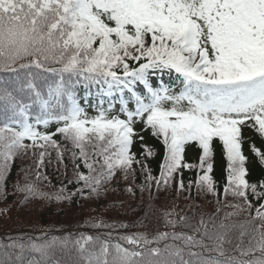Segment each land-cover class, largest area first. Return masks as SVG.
Wrapping results in <instances>:
<instances>
[{"label":"snow or ice","instance_id":"6c2138e0","mask_svg":"<svg viewBox=\"0 0 264 264\" xmlns=\"http://www.w3.org/2000/svg\"><path fill=\"white\" fill-rule=\"evenodd\" d=\"M0 71L14 74L0 78V187L13 158L30 148L39 150L33 152L38 167L50 148L62 163L64 149L53 138L59 135L71 146L81 196L99 195L118 173L134 177L137 165L145 175L142 190L176 184L184 191L194 184L199 192L219 195L212 175L219 143L227 161L223 193L238 201L228 205L234 211L224 219L244 212L249 217L239 225L241 237H248L245 246H236L239 255H227L224 247L232 243L235 224L201 218L195 227L188 217L165 211V226L194 227L198 233L202 228V238L183 231L140 232L111 243L80 234L72 241L79 264H191L185 247L208 248L206 240L223 259L190 253L198 257L196 264H264V179H249L245 154L248 145L264 163V150L245 131L264 138V0H0ZM45 74L56 79L50 83ZM165 75L174 78L173 86L163 83ZM81 84L96 86L98 96L109 98L108 107L100 100L90 117L79 102ZM51 124L54 131H40ZM142 132L164 146L158 176L147 168L152 149L142 145L143 159L133 151L136 140L144 141ZM188 145L200 150L198 163L186 161ZM193 169L197 177L185 185L183 172ZM41 178L47 179L37 173ZM17 191L25 199L76 195L65 188L49 194L33 183ZM57 246L67 248L68 242L13 241L0 246V264H9L13 248L40 255L29 264H60L54 259Z\"/></svg>","mask_w":264,"mask_h":264},{"label":"trees","instance_id":"16d2710c","mask_svg":"<svg viewBox=\"0 0 264 264\" xmlns=\"http://www.w3.org/2000/svg\"><path fill=\"white\" fill-rule=\"evenodd\" d=\"M26 62V61H22ZM58 67V65H52ZM24 71V70H22ZM13 73H5L0 71V78L8 76L11 78ZM51 83L56 79L52 74H45ZM174 84V83H173ZM171 84L170 86H173ZM76 91L79 102L85 108L87 114L95 116L97 114L95 105L100 100L104 101V107H108V97L98 96L96 86H92L90 90L85 89L83 85H77ZM89 91L91 94H89ZM115 101L113 114L119 112V100L116 97L111 98ZM134 107V104L129 105ZM89 110H93L95 115H90ZM123 118V116L121 117ZM2 126V123H0ZM56 125H49L48 129L41 126L40 131H54ZM139 128V125H137ZM249 140L261 150H264V138L259 137L251 130H245ZM144 141L136 140L133 151L138 158L143 159L141 155L142 145H147L152 149L154 155L150 156L146 163L147 168L152 175L158 176L160 165L164 157V146L162 141L152 136L150 132H142ZM61 144L64 149V160L61 163L57 159V150L49 149L50 156L45 157L42 167H38L37 155L33 152L39 150L28 149L26 152L18 153L12 160L9 173L0 187V246L11 244L13 241L43 243L46 241H67L68 247L61 249L59 246L54 250V259L60 264H79V256L72 245V241L79 238L80 234L98 236L102 240L107 239L111 243L118 242L119 237L123 235H131L133 233L145 232L155 235L158 232H181L188 235H194L197 239L202 238V231L196 232L193 228L178 225L175 229L165 226L163 213L165 211H174L177 217L186 216L189 223L195 227H199L201 218L207 223L210 219L215 223L221 221L229 224H235L237 227L232 229L229 234L230 244H225L227 255H239L236 246H245L248 237H241L239 225L245 224L248 217L246 212L236 216H232L225 221V214L234 211L228 205L237 203L238 201L231 195L225 196L223 188L226 184V166L227 161L223 154L219 143L214 145L213 159V179L216 181L219 195L212 193L199 192L195 185L190 189L180 191L176 184L170 188L158 190L155 185L142 190L145 184V175L136 166L137 172L134 177L125 179L123 173H118L116 177L109 182L101 190L99 195H88L87 191L81 196L78 192L80 187L76 184L74 176V163L71 157L70 145H66L63 137L57 135L53 137ZM25 143H29L25 141ZM187 153H191L194 157H188ZM245 154L248 156L247 167L249 169V179L253 182L264 179V163L251 152L248 145L245 146ZM200 150L195 145L186 146L185 159L191 163L199 162ZM81 171H86L81 167ZM37 173L41 177L46 176L47 179H37ZM197 170H184L183 180L185 185L189 181H195ZM73 181V183H69ZM25 183L35 184L40 191L49 194L57 193L61 188H65L67 192L76 193L70 199L56 200L44 199L33 196L25 199V193L17 191L18 185ZM131 187L132 191H128ZM103 222L113 227H92L93 223ZM119 225H128L127 228L119 227ZM210 226V225H209ZM243 241V243H242ZM172 243L171 240L168 241ZM209 245L208 248H202L193 245L190 248L185 247L183 256L185 260L196 264L198 257L190 255L197 253L201 258L223 259L217 252L211 250L214 246L210 241H205ZM162 246V244H161ZM9 264H29V261H40L41 257L38 253L25 251L21 254L18 248L8 250ZM19 257V260H17ZM0 259H5L3 248L0 247Z\"/></svg>","mask_w":264,"mask_h":264},{"label":"rangeland","instance_id":"374dc122","mask_svg":"<svg viewBox=\"0 0 264 264\" xmlns=\"http://www.w3.org/2000/svg\"><path fill=\"white\" fill-rule=\"evenodd\" d=\"M171 78H172V77H169V76L165 75V76L163 77V83H165V84H171V81H172ZM153 80H154V81H158V80H159V77H153ZM88 113H89L90 115H95L96 112H94L93 110H89ZM187 156H188V157H190V156H191V157H194L191 153H187Z\"/></svg>","mask_w":264,"mask_h":264}]
</instances>
